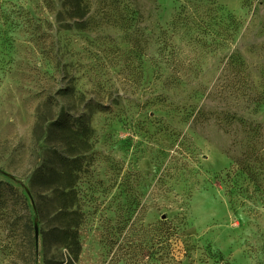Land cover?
I'll return each mask as SVG.
<instances>
[{"label":"rangeland","instance_id":"obj_1","mask_svg":"<svg viewBox=\"0 0 264 264\" xmlns=\"http://www.w3.org/2000/svg\"><path fill=\"white\" fill-rule=\"evenodd\" d=\"M0 182V264H264V0H0Z\"/></svg>","mask_w":264,"mask_h":264},{"label":"trees","instance_id":"obj_2","mask_svg":"<svg viewBox=\"0 0 264 264\" xmlns=\"http://www.w3.org/2000/svg\"><path fill=\"white\" fill-rule=\"evenodd\" d=\"M74 160H69L67 158H65V162L68 163V162H73ZM66 166V165H64ZM2 185V182H0V187ZM63 197H67V195L65 194V191H61ZM2 200V194L0 192V202ZM71 213L69 212V207L67 205H63L61 207V210H60V215H61V218L63 220H67L69 215ZM67 222V221H65ZM168 225V223H166V226ZM74 226L72 225H67L65 227H62L60 228L58 231L59 233L61 234L62 238H63V241L65 242V247L68 249V252H69V256L70 258H74V256H77L79 254V252L81 251V244H80V241H79V238H78V235H77V232L73 230ZM169 231L173 229V227H168ZM35 239H32L31 240V243L33 244V247L34 249H36V243H35ZM71 260H69L67 262V264H71L72 261L70 262ZM36 264H38V261L36 260Z\"/></svg>","mask_w":264,"mask_h":264},{"label":"water","instance_id":"obj_3","mask_svg":"<svg viewBox=\"0 0 264 264\" xmlns=\"http://www.w3.org/2000/svg\"><path fill=\"white\" fill-rule=\"evenodd\" d=\"M35 231H36V234H35V236H36V240L38 241L39 230H38V227H37V226H35Z\"/></svg>","mask_w":264,"mask_h":264}]
</instances>
